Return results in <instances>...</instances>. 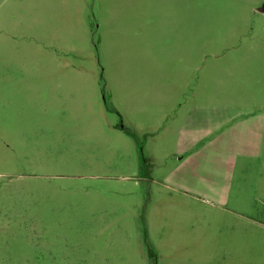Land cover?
Listing matches in <instances>:
<instances>
[{
  "label": "rangeland",
  "instance_id": "obj_1",
  "mask_svg": "<svg viewBox=\"0 0 264 264\" xmlns=\"http://www.w3.org/2000/svg\"><path fill=\"white\" fill-rule=\"evenodd\" d=\"M262 9L0 0V264H153L149 248L158 264H264V144L261 158L238 161L233 214L201 206L165 186L176 164L168 105L141 110L133 98L168 96L182 50L202 68H190L179 104L264 105Z\"/></svg>",
  "mask_w": 264,
  "mask_h": 264
},
{
  "label": "crops",
  "instance_id": "obj_2",
  "mask_svg": "<svg viewBox=\"0 0 264 264\" xmlns=\"http://www.w3.org/2000/svg\"><path fill=\"white\" fill-rule=\"evenodd\" d=\"M180 51V57L177 56L168 65L167 85L171 93L164 96L158 92L141 91L133 93V98L141 110H148L153 103L168 105L161 110V119L168 120L173 114L169 128L175 136L176 164L165 176L166 188L201 206L233 214L230 199L238 161L243 160V163L262 156L264 105L261 100L179 104V98L188 95L189 74H193L190 68H196V71L202 68L190 66L187 54L184 58ZM218 67L215 62L210 69L213 72ZM257 82L258 86L262 84ZM246 91L250 90L244 91V97L262 99V91ZM231 94L196 90L191 92L190 97L221 99ZM165 128L168 129V126Z\"/></svg>",
  "mask_w": 264,
  "mask_h": 264
},
{
  "label": "trees",
  "instance_id": "obj_3",
  "mask_svg": "<svg viewBox=\"0 0 264 264\" xmlns=\"http://www.w3.org/2000/svg\"><path fill=\"white\" fill-rule=\"evenodd\" d=\"M148 255L150 259L153 261V264H158V258L155 251H153L151 248L148 249Z\"/></svg>",
  "mask_w": 264,
  "mask_h": 264
}]
</instances>
